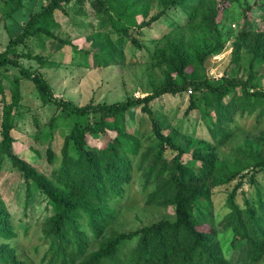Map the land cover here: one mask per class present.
Segmentation results:
<instances>
[{"label":"trees","instance_id":"16d2710c","mask_svg":"<svg viewBox=\"0 0 264 264\" xmlns=\"http://www.w3.org/2000/svg\"><path fill=\"white\" fill-rule=\"evenodd\" d=\"M73 1L46 0L0 51V70H17L12 101L4 107L0 169L8 157L21 172L27 193L41 190L53 206V214L42 224L47 249L40 264H230L216 233L220 223L232 232L233 247L239 240L245 241L249 264L260 262L264 258V192L255 177L264 172V156L239 150L227 165L217 161L215 151L230 140L238 113L264 103V87L251 90L255 86L251 83L259 79L255 67L264 62V33L244 32L247 44L253 45L249 78L232 77L217 83L207 78L206 63L222 51L226 42L217 25L221 10L218 0H92L95 11L106 16L98 33L105 48L92 55L97 65L124 62L121 43L113 41L111 34L126 37L142 51L147 48L141 38L144 29L163 17L169 19L170 28L154 39L155 46L150 51L151 66L160 67L164 73L153 93L80 107L57 99L45 74L20 62L26 57L45 64L43 56L19 52L31 38L42 43L47 39L62 45L70 43L55 32V15L58 11L68 13L66 5ZM255 3L259 9L264 8V0ZM241 47L242 44L235 50L236 61ZM84 53L81 59L86 62L91 51ZM22 79L35 84L43 103L53 102L65 111L64 117L73 118L56 168L57 154L48 144L47 161L53 165L49 175L14 150L13 111L20 107ZM189 88L193 95L186 112L199 110L207 121L209 139L191 154L176 133L164 132L151 107V102L163 94L178 95ZM135 108L149 116L152 126V143L141 154L140 138L129 131V114ZM54 122H50L51 127ZM46 137H53L52 130ZM138 155L147 184L155 186L151 202L173 208L174 218H163L135 231H119L113 224L130 190L133 158ZM243 170L247 172L242 174ZM241 175L248 178L255 191L245 193L240 204L236 200L239 187L235 188L227 199L230 212L218 222L211 198L213 187ZM9 219L0 200V264H32L30 258L20 257L14 240L18 228Z\"/></svg>","mask_w":264,"mask_h":264},{"label":"rangeland","instance_id":"374dc122","mask_svg":"<svg viewBox=\"0 0 264 264\" xmlns=\"http://www.w3.org/2000/svg\"><path fill=\"white\" fill-rule=\"evenodd\" d=\"M91 1L75 0L66 5L68 13L56 12L58 24L55 32L70 43L62 45L54 39H47L42 43L31 38L25 45H21L19 52L30 51L33 55H41L45 58V64H41L36 58L22 57V65L31 70L42 71L57 99L71 101L80 107L98 103L112 104L128 97H145L153 93L156 85L163 80L164 73L160 67L151 66L150 51L154 49V39L169 30V19L163 17L152 27L144 29L141 38L147 48L142 51L126 37H120L118 33L111 34L113 41L121 43L125 52L124 62L100 66L94 62L92 55L105 48L103 37H98V33L103 29L101 21L106 16L101 17ZM45 2L46 0H0V51L6 48L10 38L22 30L30 14L40 9ZM218 5L221 10L217 25L226 36V42L219 54L208 59L206 76L217 83L232 77L247 80L253 45L247 44L249 40L246 34L244 37V32L264 33V8L259 9L255 0H218ZM112 14L114 15V11ZM179 20H183V17ZM240 44V57L236 61L235 50ZM90 51L88 61L85 62L87 59L82 58L83 61L81 56ZM255 68L259 79L251 83L255 84L251 86V90L264 87V62ZM16 72L12 68L0 70V140L4 107L5 103L12 101ZM190 89L192 90L189 88L178 95L165 93L151 102L155 117L164 132L176 133L182 144L186 142L189 154L205 146L209 140L207 121L202 118L199 110L186 112L189 98L193 95L189 92ZM65 114L55 103H43L32 81L21 80L20 107L13 111L14 150L17 155L27 158L38 170L48 175L53 168L47 161L48 144L53 145L57 154L58 161L54 163L56 168L61 159L60 150L65 135L73 122V118L64 117ZM53 120L55 122L51 127L50 122ZM151 128L149 116L140 108L130 112L129 131H134L140 138L139 154L152 143ZM50 130L53 137L47 139L46 135ZM232 131L230 140L216 149L217 161L229 165L238 156L239 150L253 151L264 156V103L243 114L238 113ZM198 140L203 143L199 145ZM133 159L130 190L120 203L118 216L113 224L119 231H135L163 218H174L173 208L164 203L151 202L150 194L155 186L147 184L144 171L139 168L140 155ZM3 162L0 169V200L5 204L10 222L18 228L14 240L20 257H28L32 264H40L47 249L42 224L53 214V206L41 190H34L29 195L21 172L12 165L8 157ZM245 172L247 171L243 170L242 174ZM255 178L264 192V172H258ZM238 187L236 200L243 204L245 193L249 195L255 191L246 176L241 175L231 182L213 187L211 198L218 222L230 212L227 199ZM216 233L230 264H249L244 240H239L237 246L233 247V234L225 230L222 223L217 225ZM257 264H264V258Z\"/></svg>","mask_w":264,"mask_h":264},{"label":"built area","instance_id":"2783aa9c","mask_svg":"<svg viewBox=\"0 0 264 264\" xmlns=\"http://www.w3.org/2000/svg\"><path fill=\"white\" fill-rule=\"evenodd\" d=\"M189 92H192V90L190 89Z\"/></svg>","mask_w":264,"mask_h":264}]
</instances>
